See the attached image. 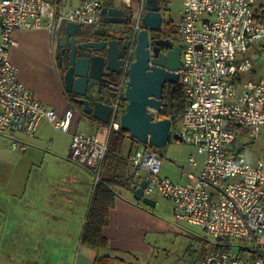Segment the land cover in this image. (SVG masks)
<instances>
[{
  "label": "built area",
  "instance_id": "1",
  "mask_svg": "<svg viewBox=\"0 0 264 264\" xmlns=\"http://www.w3.org/2000/svg\"><path fill=\"white\" fill-rule=\"evenodd\" d=\"M133 1L132 46L122 73L105 83L111 89L104 98L112 106L109 120L96 133L77 131L72 136L71 160L96 169V181L110 134L121 129L126 108L122 98L147 11L146 0ZM255 1L182 0L177 33L183 46L177 72L187 105L178 133L202 156L201 170L189 181H172L161 174L162 158L149 143L140 142L129 157L135 175L148 181L145 195L159 191L174 203L178 220L202 227L225 244L218 248L215 243L197 264H264V257L254 255L264 247V158L252 162L242 155L247 138L264 128V76L245 77L253 69L252 54L264 51V9L256 10ZM104 2L81 0L64 7L60 0H0V134L19 131L32 136L43 117L69 131L73 117L71 108L59 117L19 79L11 60V49L19 44L14 30L47 27L57 32L67 21L96 25L102 21ZM195 153L189 155L190 166L197 163Z\"/></svg>",
  "mask_w": 264,
  "mask_h": 264
},
{
  "label": "crops",
  "instance_id": "2",
  "mask_svg": "<svg viewBox=\"0 0 264 264\" xmlns=\"http://www.w3.org/2000/svg\"><path fill=\"white\" fill-rule=\"evenodd\" d=\"M80 1L60 0V3L64 7H72ZM104 6L124 8L108 0H105ZM58 31L42 27L34 30L17 28L13 32L19 44L11 49V60L19 67V79L32 90L36 99L54 109L59 117L69 108L73 109V117L69 131L55 128L47 117H43L32 136L19 131L0 134V241L4 238L5 242L27 245L33 243L35 229H38L48 241L77 244L79 248L75 264H97L104 257L107 259L105 264H113L112 261L119 258V254L139 250L145 231L157 228L159 224L153 215L139 205L141 200L133 196L131 188L114 185L118 193L114 205L109 209L108 223L102 227L109 246L94 249L82 244L83 229L95 189V186L92 189L94 168L70 158L73 133L85 130L76 124L82 115L64 90L62 71L56 59ZM86 116L92 126V130L87 132H98L101 122ZM47 121L70 137V142H67L69 152L63 148L60 137L47 139L52 135L47 129ZM8 137L16 150L10 155L5 149V138ZM134 144L131 139L128 146L134 147ZM140 144L138 141L137 147ZM191 148L187 163L177 158L172 164L163 160L156 150L162 158L161 174L178 182L189 181L192 175H196L202 167V156L195 153L193 146ZM191 153L196 154L197 163L190 166L188 158ZM134 181L140 182L136 175ZM155 201L157 204V199ZM34 223L40 228H34ZM64 236L67 238L63 240Z\"/></svg>",
  "mask_w": 264,
  "mask_h": 264
},
{
  "label": "water",
  "instance_id": "3",
  "mask_svg": "<svg viewBox=\"0 0 264 264\" xmlns=\"http://www.w3.org/2000/svg\"><path fill=\"white\" fill-rule=\"evenodd\" d=\"M168 4V9L172 8ZM146 13L143 17V27L139 32L135 51V59L129 67V78L125 87L124 98L127 101L124 113L121 116V130L128 131L130 136L141 143H149L153 147L165 146L171 136L182 141L179 133H172V119L170 117L157 118L151 109L163 110V89L167 82L176 83L179 80L178 70L181 64V48L173 46L170 40L156 39L155 46L151 48L149 30L160 28L163 17L161 5L158 0H146ZM102 23L93 26L91 33L105 35L107 24H127L128 19L124 10L117 6H104L102 8ZM79 25L74 21L65 23V36L61 42L64 45L66 37L71 35L72 49L69 51V65L63 75L64 90L80 95L75 99L83 104V112L92 115L101 123H107L112 112V106L103 100H96L93 105L84 97L97 80L104 84L111 81L102 76L107 69L117 75L122 73L125 59L121 53L125 44L119 47V40L80 42L79 48L86 49L83 57L74 61L75 35ZM108 43V56L92 55L91 50H101ZM169 47L167 53L159 52V46ZM61 48L56 56L60 58ZM120 50V51H118ZM190 102V101H189ZM148 181L142 178L139 183L131 186L133 196L149 206H155L156 201L144 194Z\"/></svg>",
  "mask_w": 264,
  "mask_h": 264
},
{
  "label": "rangeland",
  "instance_id": "4",
  "mask_svg": "<svg viewBox=\"0 0 264 264\" xmlns=\"http://www.w3.org/2000/svg\"><path fill=\"white\" fill-rule=\"evenodd\" d=\"M108 2L121 4L127 11H133V0H108ZM160 2L163 6L162 11L165 18L176 23L177 26L182 17V0H160ZM169 3L173 5L171 9L166 8ZM261 5H264V0H256L255 8L257 7L258 11L264 9H260ZM62 28L64 27L62 26ZM175 41L183 46V40L178 34ZM252 58L254 59L253 69L246 73L245 77L256 79L264 76V51L253 53ZM97 89V85H94L91 92L97 91ZM81 115V118L76 120V124L86 132L91 131L92 126L88 123L89 119L86 115ZM178 121L181 122V117ZM179 123L176 128H172L173 133L179 128ZM46 125H48V131L52 134L47 139L54 140V137H60L63 148L69 152L70 148L67 142H70V137L55 129L48 121ZM129 142L130 140L127 138L124 145V152L126 153L130 149ZM239 143L240 141H237L236 145ZM5 144L8 155L16 153V150L12 148L9 137L5 138ZM137 145L138 143L134 144L133 150L136 149ZM191 149L189 144L174 138V136H171L170 141L165 146L156 148L168 164L176 162L177 158L187 163V157ZM67 154L65 157H67ZM242 155L252 162L264 158V128H260L257 135L252 136L251 139L247 138V143L243 145ZM95 174L96 169L92 174L94 178L92 189L97 182ZM124 193L128 194L127 192ZM152 198L157 199L155 206H148L141 201L139 205L143 206L145 211L157 219L159 226L145 231L139 250L126 252L125 255L119 254L120 257L115 258L112 261L113 264H197L214 249L215 243L218 242L215 237L196 224L178 220L173 211L174 203L171 200L166 199L157 191L152 194ZM70 205L76 207V204L71 203ZM34 228H40V226L35 224ZM69 230L67 228L68 232ZM66 238L64 236L63 240ZM47 241L44 236L40 235L38 229H35L33 243L27 245L5 242L3 238L0 241V264H75L79 248L77 244Z\"/></svg>",
  "mask_w": 264,
  "mask_h": 264
},
{
  "label": "trees",
  "instance_id": "5",
  "mask_svg": "<svg viewBox=\"0 0 264 264\" xmlns=\"http://www.w3.org/2000/svg\"><path fill=\"white\" fill-rule=\"evenodd\" d=\"M65 24L63 23L62 26ZM61 26V27H62ZM168 28L172 30L173 38H177V26L176 23L168 21ZM107 94L111 93V89L106 85H102L101 88ZM76 108L81 114L88 115L94 118L90 114L83 112L82 105L76 103L72 98V93H66ZM122 103L127 104L125 98H122ZM187 105V97L184 93V89L179 82L165 83L163 89V110L162 113L156 114L157 118L169 116L172 119V128H176L179 121V117L182 116ZM96 119V118H94ZM180 124V123H179ZM132 139L134 143L138 141L130 136L128 131L117 130L110 134L109 149L103 159L100 177L96 182L94 193L92 196L90 208L88 211L85 227L82 234V244L94 249H106L109 246L108 238L103 235L102 227L108 223L109 209L114 205L115 198L117 196V190L114 185L130 189L135 182V174L130 169L129 157L133 150V146L130 147L128 153L124 152V145L126 139ZM218 248L226 247L224 243L218 240ZM229 248V246H227ZM252 251V250H251ZM264 257V247L259 248L254 252V255ZM107 259L104 257L97 261V264H105Z\"/></svg>",
  "mask_w": 264,
  "mask_h": 264
},
{
  "label": "flooded vegetation",
  "instance_id": "6",
  "mask_svg": "<svg viewBox=\"0 0 264 264\" xmlns=\"http://www.w3.org/2000/svg\"><path fill=\"white\" fill-rule=\"evenodd\" d=\"M158 3L161 5L160 11H161L163 20H162V23H161V26L159 29L149 30V37L151 40V48H153L155 46L154 40H156V39L170 40L173 42V46L179 45L176 43L175 39L173 38L172 30L170 28H168V26H166L169 20H167L163 14V11H162L163 6H162L160 0H158ZM166 8L168 9V5L166 6ZM123 10H124V15L128 19V23L127 24H121V23L107 24V32L105 35L91 33V30L95 24L94 25H79V29L75 35L76 42H75V51H74V61L77 60V58H79V57H83L84 52L86 51V49L79 48L78 44L80 42H87V41H106V42H108L110 39L119 40V47H122L123 44L128 46L127 48H122V50H121V53L125 57L128 49L132 46V43H133V40H132V14H133L134 10L132 12L127 11L125 8H123ZM100 23H102V21L97 23V24H100ZM61 28L62 27H60V29L58 31L57 51L60 50L61 48H64L65 50H63L61 52L60 58H58L56 56V59H57L58 66L62 71V77H63L64 72L66 70L65 66L67 64L69 65V51L72 49V43H71V37L72 36L68 35L66 37V41H65L64 45L61 46V42L63 40V37L65 36V27L62 29ZM179 46L181 48V55H182V46L181 45H179ZM107 47H108V43H106V45L101 50H91L90 54L107 57L108 56ZM168 50H169L168 46H165V45L159 46V52L167 53ZM57 51H56V53H57ZM118 51H120V50H118ZM102 76L107 78V79H115L117 77V74L115 72H111L107 69H104ZM94 85H97L98 89H97V91L91 92L92 87ZM102 85H104V83L102 81L97 80L91 87H89L87 94L84 95V97H86L87 99L90 100L92 105L96 100H103L105 97H107V95H106L107 93L101 89ZM76 97H82V96L73 94L72 98L76 101V103L82 105V108H83V104L80 103L79 101H77L75 99Z\"/></svg>",
  "mask_w": 264,
  "mask_h": 264
}]
</instances>
